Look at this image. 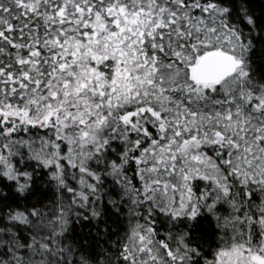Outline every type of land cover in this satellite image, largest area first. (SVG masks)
<instances>
[{"label": "snow or ice", "instance_id": "1", "mask_svg": "<svg viewBox=\"0 0 264 264\" xmlns=\"http://www.w3.org/2000/svg\"><path fill=\"white\" fill-rule=\"evenodd\" d=\"M0 264H264V0H0Z\"/></svg>", "mask_w": 264, "mask_h": 264}]
</instances>
